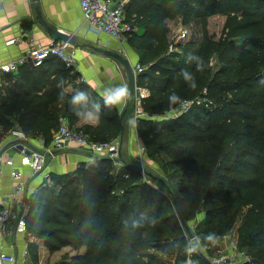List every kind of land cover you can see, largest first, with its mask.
Here are the masks:
<instances>
[{
	"label": "trees",
	"instance_id": "1",
	"mask_svg": "<svg viewBox=\"0 0 264 264\" xmlns=\"http://www.w3.org/2000/svg\"><path fill=\"white\" fill-rule=\"evenodd\" d=\"M204 1L194 0L199 7L190 0L128 1L126 18L134 26L129 43L145 67L137 82L150 92L145 112L163 114L183 98L206 96L213 104L171 118H137L146 151L168 156L171 168L163 169L164 177L144 181L138 164L114 170L110 158L97 155L73 171L51 174L26 219L27 233L44 239L51 253L73 250L54 264H165L151 248L168 244L176 247L171 264H188L190 241L172 195L187 222L204 215L195 243L230 231L238 221L239 247L264 264V0H215L226 17L216 38L207 27L210 12L200 7ZM177 18L185 24L199 19L202 35L167 53L168 21ZM157 49L162 51L156 56ZM10 75L12 84L0 85V140L20 128L50 143L61 116L73 126L88 112L98 123L77 127L92 139L122 135V114L95 90L85 93L84 104L71 103L77 92L66 86L79 73L59 58ZM195 111L203 114L202 123L188 118ZM198 259L209 264L198 251L190 264Z\"/></svg>",
	"mask_w": 264,
	"mask_h": 264
},
{
	"label": "crops",
	"instance_id": "2",
	"mask_svg": "<svg viewBox=\"0 0 264 264\" xmlns=\"http://www.w3.org/2000/svg\"><path fill=\"white\" fill-rule=\"evenodd\" d=\"M0 1L2 4L0 9V67L2 64L20 57L28 49L27 37L23 36L22 39L20 38L23 31L34 37L35 44L38 46H46L53 42L54 39L36 20L35 7L39 5L44 18L51 26L55 27L59 32L71 33L78 38L76 44L78 48L77 67L75 70L79 75L76 81L66 86V91L87 93L90 89H93L105 98L104 94L106 92H114L125 85L128 87V76L125 67L116 59L88 46V44H92L120 53L123 47L126 51V43L124 44L105 33L92 31L84 19L80 0ZM17 37L20 39L15 40ZM130 50V59L135 65L139 60V55L134 48L130 47ZM26 65L31 66V64L27 63L20 68ZM8 74L0 69V81ZM129 98L127 97L122 103L115 105L123 115L122 119L124 122V129L121 135L123 139L122 160H126V163L139 164L138 161L147 163L148 156L142 153L141 150L143 142L137 130L134 109L133 105H131L132 103H130L131 98ZM97 123L98 119L88 124L96 125ZM84 124L87 123L84 121L83 116L73 126H82ZM2 132L3 129L0 126V133ZM11 134L12 130L4 133L2 140H0V195L11 192L14 185V180L10 175V167L5 162L9 157H13L15 165L27 175L25 195L32 198L36 197L43 186L51 182V174L73 171L82 161L91 158V155L85 153L76 145H72L67 149L56 151L54 155H47L44 171L38 174H31L30 167L21 165L20 155L11 148ZM43 139V136L31 137L30 143L34 147H39ZM0 249L17 257L15 263L8 262L6 264L35 262V264H54L62 261L64 253H74L70 247H64L51 253L41 238L18 233L9 226V223L0 226ZM28 249L31 252L25 257L24 251ZM52 258H55L54 261H51Z\"/></svg>",
	"mask_w": 264,
	"mask_h": 264
},
{
	"label": "built area",
	"instance_id": "3",
	"mask_svg": "<svg viewBox=\"0 0 264 264\" xmlns=\"http://www.w3.org/2000/svg\"><path fill=\"white\" fill-rule=\"evenodd\" d=\"M129 0H80V7L85 21L92 31L105 33L121 42H127L134 26L127 21L126 7ZM2 7L0 1V9ZM27 37L28 49L20 57L1 65L0 69L4 73H16L21 66L29 63L32 66H40L50 57L59 58L67 68L76 69L78 48L66 40H56L46 46L35 44L34 37L29 36L26 31L22 32L20 38ZM186 35L176 37L182 40ZM16 38L15 40H19ZM14 40V41H15ZM141 63L134 65L135 74L143 70ZM149 89L145 85L136 82L133 99L134 119L143 115H149L143 107L144 99L149 96ZM212 105L213 101L206 96L196 98H183L171 110L161 114L164 118L176 117L190 111L194 106ZM156 117L159 115H149ZM59 127L54 131L50 143L43 139L41 146L34 147L30 143L29 136L20 128L12 130L13 148L20 155V163L31 169V174H38L46 167V156L54 155L56 151L64 150L72 145H76L89 155H97L110 158L113 162L123 165L122 148L119 140L99 141L92 139L82 128L72 126L67 117L61 116ZM145 150V146H141ZM10 167V175L14 180L13 189L5 195H0V226L9 222L14 223V230L21 234L27 233V215L31 208L32 197L25 195L27 175L15 165L13 157L5 160ZM194 239V238H192ZM196 246L190 245L188 248V263ZM198 251V250H197ZM205 259L213 264H242L251 257L245 249L238 245L236 237L232 233H224L218 239L214 247L209 251L200 250ZM28 250L24 251L27 257ZM17 257L0 249V264L8 262L15 263ZM254 264V263H250Z\"/></svg>",
	"mask_w": 264,
	"mask_h": 264
},
{
	"label": "rangeland",
	"instance_id": "4",
	"mask_svg": "<svg viewBox=\"0 0 264 264\" xmlns=\"http://www.w3.org/2000/svg\"><path fill=\"white\" fill-rule=\"evenodd\" d=\"M214 1L215 0H205L202 5L200 4V7L204 11L210 12L209 17H208V20H207V27H208V30L210 31V33L216 38V37H219L221 35V33H222V30H223V27H224V23H225L226 17H225V15H223V14L220 13V11H219V5L217 3H214ZM190 3L193 4L194 3V0H190ZM194 6L199 7V5L197 3H194ZM168 25H169V36H170L171 42H170V45L168 47L167 53H171V51H180V50H182L183 49L182 47L176 46L177 43H179V42L185 43L187 40L191 39L192 37H194V38L197 37L196 39H200L201 38L202 30H201V27H200V20L199 19H196L195 21H192V22H190L188 24H185V23L182 22V20L180 18H177V19L169 20L168 21ZM184 34L186 36L182 40H180V39L179 40H176V37L183 36ZM53 41H56V40H53ZM122 43H124V44L126 43L125 45H126V47L128 49L126 48V51H125V48L123 47V49H122V51L120 53L130 59L131 58L130 57L131 56L130 47H132V46L129 43V38H128V41L127 42H122ZM73 45H75V44H73ZM75 46L77 47V45H75ZM160 51H162V50L161 49H157L154 52V54L157 56V55H159ZM154 54H152L150 56H153ZM138 62H139V60L136 62V64ZM133 67H134V65H133ZM143 69H145V67ZM137 75L138 74H136V82H137ZM13 77H14L13 75L4 77L0 81V85H2V86L11 85L12 84V81L14 80ZM133 95H129L128 97L131 98ZM132 102H133V99L132 100L130 99V103H132ZM131 105H133V104H131ZM120 114H121V112H120ZM201 115H203V114L200 113V112H198V111H195V112H193L191 114V116H188V118L193 119L194 121H197L198 123L199 122L202 123V121H201ZM156 117L157 118H164V117H162L161 114H159V116H156ZM135 120H137V119H135ZM11 130L12 129L8 130V132L11 131ZM115 139L116 140H119L121 142V148H122V141H123V139L121 138V136L119 134L118 135H114L109 140H115ZM142 153H145L148 156L147 163L145 161H141V162L138 161V163H139L138 165H139L140 170L142 172L143 180L144 181H148L149 179L154 178L153 176H155V175H159L161 177H164V175H163L164 174L163 169L164 170L165 169L166 170L167 169L169 170L171 168V164H170V162L168 160V156L167 155L164 154V155H159V156L151 157V155L146 151V149L145 150H142ZM91 157H92V155H91ZM121 160H122V158H121ZM122 162L124 164V163H126V160L125 161L122 160ZM112 163H113V166H114V170H117V169L121 168V166H122L121 164L115 163L113 161H112ZM124 176L125 177H128L129 174L128 173L127 174H124ZM149 181H151V180H149ZM156 183L158 184V182H156ZM115 191H118V190H115ZM173 204L174 203L172 202V205ZM203 216L204 215H202V214H198V216L196 217L195 220L192 219L191 221L188 222L189 223V226H190V228L192 230V233H193V236L192 237H190L188 235L187 231L184 228V231L186 233V236H187V238L190 241L189 244L190 245L191 244L192 245L195 244L196 251L198 250V252L201 249L204 250V251H209V249L211 247H214L215 246V244L217 242V239L222 235L221 234L219 236H215V238H213L212 241H211L212 243L210 242V239L209 240H206L204 242H201V244L199 243L200 245L197 242L195 243L194 241L197 240V236L195 235V232L197 233V230H196L197 221L200 220L201 217H203ZM238 225H239V222L237 221L235 223L234 227L230 231L226 232V233H232V234H234L235 237H236L237 242H238V239H239V234L237 233ZM26 234L28 235V233H26ZM192 238H194V239H192ZM42 240L44 241V239H42ZM205 243H209V244L211 243V244L208 245L207 247H205ZM44 245H45V242H44ZM189 246H188V248H189ZM151 249H152L151 251L154 252L158 257H160L165 264H171L174 261V258L176 256V252H175L176 247L174 248V246H172V244L166 245L163 249L162 248H159V249H153V248H151ZM190 258H192V256ZM54 259L55 258H52L51 261H54ZM47 262H50V261H47ZM50 263H52V262H50ZM188 264H190V260H189V263ZM196 264H201L200 261H199V259L197 260V263Z\"/></svg>",
	"mask_w": 264,
	"mask_h": 264
},
{
	"label": "water",
	"instance_id": "5",
	"mask_svg": "<svg viewBox=\"0 0 264 264\" xmlns=\"http://www.w3.org/2000/svg\"><path fill=\"white\" fill-rule=\"evenodd\" d=\"M34 2H37L38 0H33ZM35 11H36V20L38 21V23L43 26L46 31L48 32V34L54 39V40H66L71 42L72 44H77V36L71 33H63V32H59L55 27L51 26L49 24V22L44 18L43 13L39 7V5H37L35 7ZM89 47H91L92 49L101 52L109 57H112L114 59H116L117 61H119L126 69L127 71V76H128V95H133L135 93V86H136V74L134 71V67H133V63L131 62V60L124 56L123 54L116 52V51H112L110 49H106L103 47H98L92 44H88ZM123 117V115L121 116V118ZM172 199H173V203L176 209V213L181 221V224L183 225V227L185 228V230L187 231L188 235L190 237L193 236L192 230L189 226V223L186 221V219L184 218L180 207L178 205V201L175 198L174 195H172ZM9 226L14 228V223L13 222H9ZM198 248V247H197ZM209 264H213L211 262H208ZM250 263H254V264H262L260 262V260H258L257 258H250L249 260H247L246 262L242 263V264H250Z\"/></svg>",
	"mask_w": 264,
	"mask_h": 264
},
{
	"label": "clouds",
	"instance_id": "6",
	"mask_svg": "<svg viewBox=\"0 0 264 264\" xmlns=\"http://www.w3.org/2000/svg\"><path fill=\"white\" fill-rule=\"evenodd\" d=\"M104 96L107 104L109 105L120 104L128 97V87L127 85H125L122 88L115 90L114 92H106ZM171 99L175 100L176 98L172 97ZM86 100H87V96L85 93L77 92V94L72 97L71 103L73 105H81L84 104ZM96 108L98 112L99 106H96ZM76 115L81 116L82 114L77 112ZM97 119H99V117L92 112H88L86 115H84V121L86 123H91ZM209 239H212V237H209Z\"/></svg>",
	"mask_w": 264,
	"mask_h": 264
}]
</instances>
